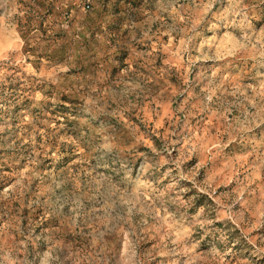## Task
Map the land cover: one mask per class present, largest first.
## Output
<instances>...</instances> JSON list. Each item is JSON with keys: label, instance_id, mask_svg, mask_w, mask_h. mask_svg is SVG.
<instances>
[{"label": "rangeland", "instance_id": "obj_1", "mask_svg": "<svg viewBox=\"0 0 264 264\" xmlns=\"http://www.w3.org/2000/svg\"><path fill=\"white\" fill-rule=\"evenodd\" d=\"M264 264V0H0V263Z\"/></svg>", "mask_w": 264, "mask_h": 264}, {"label": "crops", "instance_id": "obj_2", "mask_svg": "<svg viewBox=\"0 0 264 264\" xmlns=\"http://www.w3.org/2000/svg\"><path fill=\"white\" fill-rule=\"evenodd\" d=\"M0 264H14V262H10L8 260L4 261V262H1Z\"/></svg>", "mask_w": 264, "mask_h": 264}]
</instances>
